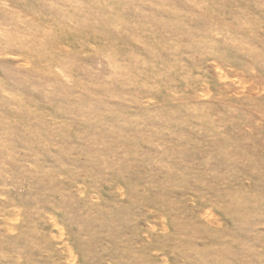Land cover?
<instances>
[{
	"label": "rangeland",
	"instance_id": "rangeland-1",
	"mask_svg": "<svg viewBox=\"0 0 264 264\" xmlns=\"http://www.w3.org/2000/svg\"><path fill=\"white\" fill-rule=\"evenodd\" d=\"M0 264H264V0H0Z\"/></svg>",
	"mask_w": 264,
	"mask_h": 264
}]
</instances>
